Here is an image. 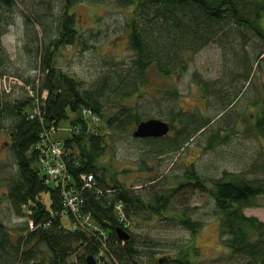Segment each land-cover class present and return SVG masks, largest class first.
Segmentation results:
<instances>
[{"label":"trees","instance_id":"1","mask_svg":"<svg viewBox=\"0 0 264 264\" xmlns=\"http://www.w3.org/2000/svg\"><path fill=\"white\" fill-rule=\"evenodd\" d=\"M112 2L114 8L130 9L124 29L132 59L119 68L105 69L86 87L82 80L56 65L62 49L86 44L83 23L70 9L79 3L109 6ZM51 3L52 0H0V132L13 134L11 146L17 162L16 174L7 183L0 182V189L7 186L5 197L11 211L28 220L18 228H8L0 222V264H86L87 256H93L98 264H142L143 248L152 246L136 238L133 224L149 223L155 216L166 217L173 210V194L168 193L169 185L165 186L167 195L126 187L103 161L109 144L104 131H112L111 140L114 135L118 140L122 136L134 137L137 125L151 118L142 112L138 101L151 97L146 89L152 84L153 74H157L160 78L186 77L196 83L209 108L203 114L213 113L227 125H217L208 148L225 142L231 135L227 128L234 129L240 120L233 106L248 88L255 67H261L264 61V0H62V11L58 13ZM18 12L23 13L26 25L28 67L24 71L15 69L2 42ZM240 29L253 32L263 46L255 55L249 45L238 41L236 33ZM211 44L219 45L225 58L223 79L217 82L205 80L189 68V56ZM7 79L21 81L25 88L33 86L32 92L27 90L26 96L13 98ZM166 93L174 103L169 112L161 108L157 112L166 118L159 119L170 124V132L159 138L134 137L145 143L154 156L183 150L212 125V117L177 109L176 88ZM108 104L116 108L106 112ZM259 104L258 100L253 102V106ZM91 115L103 120L105 126L98 123L90 128ZM63 120H69L71 136L58 141L52 138V130L58 129ZM263 120L257 118L254 127L249 125L251 122L244 124L243 131L264 138ZM44 139L47 146L43 145ZM53 141L65 148L64 183L60 178H49L40 163ZM83 175H92L93 179L88 181ZM197 175L200 176L196 168L190 167L184 176L186 184L177 186L173 193L188 184L206 191L207 184ZM225 175L210 181L225 246L223 261L264 264V221L245 212L262 206L264 178L246 179L238 174L231 179V174ZM52 179L56 181L54 185ZM62 190L77 198L73 199L79 205L78 213L84 219L90 216L95 225L72 229L74 216L69 211L65 215L72 218H68L70 226L63 223L66 208ZM44 194L49 196V202L43 200ZM179 220L191 230L193 238L205 225L185 213ZM119 227L131 235L130 240L118 237ZM197 249L195 245L174 248L175 256L160 257L159 262L193 264L191 253L198 255Z\"/></svg>","mask_w":264,"mask_h":264},{"label":"rangeland","instance_id":"2","mask_svg":"<svg viewBox=\"0 0 264 264\" xmlns=\"http://www.w3.org/2000/svg\"><path fill=\"white\" fill-rule=\"evenodd\" d=\"M113 3L109 6L79 3L70 9V12H75L76 17H79L80 22L83 23L82 32L86 38V44L68 45L62 49L58 53L56 65L82 80L86 87L90 86L95 79L97 80L99 74L105 69L119 68L123 62H129L132 59L133 54L128 49V38L124 29L130 9L114 8ZM51 4L54 7V12L62 11V0H52ZM262 26L264 27L263 22ZM236 37L239 42L249 45L248 49L253 55L261 47L263 48L256 35L247 29L237 31ZM25 38L24 16L22 12H18L14 18L13 26L3 36L2 42L5 49L11 54L12 65L21 71L28 67V53L24 48ZM224 64L223 49L217 44L208 45L198 53L189 56L190 71L198 72L208 81L217 82L220 77L223 79ZM158 77L157 74H153L152 84L146 89L151 93V97L144 96L145 98L138 101L144 114H148L151 118L166 120L160 116L157 109L161 108L162 111L169 112L174 101L167 95L166 90L176 88L177 109L190 113L199 112L202 117H212V125L197 135L183 150L160 156H154L149 152L145 143H140L132 136H122L118 140L119 138L114 135V140H111L112 131H109L108 128L104 131V128H101V132L104 131L105 134H108L107 141L109 143L108 152L103 161L109 166L110 172L117 173L118 178L130 189L141 193L154 191L166 195L173 194L171 198L173 210L167 212L166 217L155 216L149 223L141 221L137 226L133 224L136 238L138 237L143 244L147 243L152 246L148 249L143 248L141 252L142 264H160V256L170 259L175 256L174 248H189L192 245L198 247V255L191 253L193 264H225L223 259L226 255L221 254L225 251V246L220 237L219 221L215 214L216 203L210 194L212 187L210 181L226 178L225 172L227 175L231 174V179L236 178L234 176L238 174L246 179L264 178V138L253 132L243 131L244 124L251 122L249 125H252L264 109V61L261 62V67H255L252 79L247 85L248 88L233 106L234 113L240 117L238 125L235 123L234 129L227 128L231 133L229 138H225V142L210 149L208 146L213 141L211 138L213 131L217 125L227 126L226 122L217 119L213 113L211 115L209 112L203 114L209 108L205 107L199 89L191 79ZM6 85L14 93L12 94L13 98L24 97L28 91L32 92L33 88V86H28L26 89L23 82L15 79H7ZM13 87L14 89H12ZM46 94L45 91L43 95ZM255 100H258L261 106H253ZM133 102L135 103L136 99ZM114 108H116L114 105L108 104L105 106V111L108 112ZM231 115L230 113L226 118L228 119ZM90 121L92 122L90 128H95L98 123L102 127L103 120L93 121L92 119ZM70 131L69 120H63L58 129L52 130V138L64 141L71 136ZM0 133V182L7 183L17 172V162L11 146L12 140L3 132ZM59 147L60 145L58 147L56 145V151L60 150ZM48 162L52 165L57 163L52 158H49ZM193 166L200 175H197L199 180L204 181L209 187L206 186V191H203L188 184L173 193L177 186L186 184L184 182L186 181L185 172ZM43 173L45 172L43 171ZM165 181L167 182L165 183ZM51 183L54 185L56 181L52 179ZM168 185L171 187V192L167 193L165 186ZM7 190V186L0 189V222L8 228L23 227L28 220L18 217L11 211L9 200L5 197ZM42 198L49 202L48 195L44 194ZM69 203H71L70 199ZM260 204L261 207L248 208L245 212L249 216H255L264 221V201ZM65 213L63 223L68 227L70 226L69 217ZM184 213L186 217H190L194 221L205 223L195 238L192 237L191 230L179 220ZM70 220H72L71 217Z\"/></svg>","mask_w":264,"mask_h":264},{"label":"built area","instance_id":"3","mask_svg":"<svg viewBox=\"0 0 264 264\" xmlns=\"http://www.w3.org/2000/svg\"><path fill=\"white\" fill-rule=\"evenodd\" d=\"M88 113L91 114L90 111ZM91 118L93 119V121H99L98 117H96L94 115H91ZM45 140H46V142H45ZM43 145L47 146V139L43 140ZM56 145H57V147H58V145H60L59 148L61 151L60 150L56 151ZM61 146H62V149H61ZM49 153H52V154L50 155ZM64 153H65V148H63V145L60 143H54V141H53L47 147V156L40 158L41 166H43L44 171H46V173H48L49 178H54V179L60 178L62 183H64L65 177H66V165H65V161L62 159V156L64 155ZM49 158L54 159L55 162H57V163H55V164L53 163V165H52L50 162H48ZM83 177L88 181L93 179L92 175H83ZM73 198H75V197H72V193H70L69 191H65V193H64V200H65L64 206L66 205V203H69V199L71 200V203L77 205L75 203L76 200H74ZM75 199H77V198H75ZM77 206L79 207V205H77ZM67 211H69V210L66 209V211H64V213L65 212L67 213ZM71 214L74 216L73 220H76L77 216L73 213H71ZM68 217L70 218L71 216H68ZM85 218H87V220H86L87 224H82V225L74 223L72 220V229H76L78 227L84 229V228H86L87 225L91 227L93 223L89 220L90 216H87ZM32 224L33 223H31V225H30L31 229L34 228Z\"/></svg>","mask_w":264,"mask_h":264},{"label":"water","instance_id":"4","mask_svg":"<svg viewBox=\"0 0 264 264\" xmlns=\"http://www.w3.org/2000/svg\"><path fill=\"white\" fill-rule=\"evenodd\" d=\"M169 132L170 124L168 122L159 118H150L148 120L141 121L137 125L135 131L133 132V136L136 138H159L166 136ZM116 232L118 237L123 241H128L131 238V235L121 227L117 228ZM86 264L98 263L93 256H87Z\"/></svg>","mask_w":264,"mask_h":264},{"label":"bare ground","instance_id":"5","mask_svg":"<svg viewBox=\"0 0 264 264\" xmlns=\"http://www.w3.org/2000/svg\"><path fill=\"white\" fill-rule=\"evenodd\" d=\"M64 193H65V191L62 190V196H63ZM65 207H66V209L69 210L70 213H73V214H75L77 216V219L75 220V222L77 224H80V225L87 224V221L84 218H82L80 216V214L78 213L79 212V207L77 205H75L73 203H66Z\"/></svg>","mask_w":264,"mask_h":264},{"label":"flooded vegetation","instance_id":"6","mask_svg":"<svg viewBox=\"0 0 264 264\" xmlns=\"http://www.w3.org/2000/svg\"><path fill=\"white\" fill-rule=\"evenodd\" d=\"M257 118H261V119H264V109L262 110V114H260ZM257 118L255 119L254 123H252V126L254 127L256 125V122H257ZM264 122V120L262 121ZM264 125V124H263ZM1 134V133H0ZM5 134V133H4ZM6 136H8L9 139H11V136L13 135L12 133H6L5 134ZM161 257V256H160ZM161 262V260H160ZM162 264H166L164 263V260H163V263Z\"/></svg>","mask_w":264,"mask_h":264}]
</instances>
